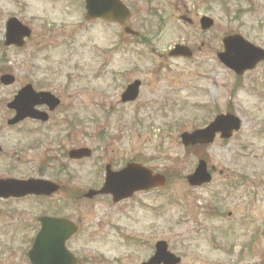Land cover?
I'll use <instances>...</instances> for the list:
<instances>
[{
	"label": "rangeland",
	"instance_id": "rangeland-1",
	"mask_svg": "<svg viewBox=\"0 0 264 264\" xmlns=\"http://www.w3.org/2000/svg\"><path fill=\"white\" fill-rule=\"evenodd\" d=\"M124 1L139 39L118 24L86 20L83 0H0V76H16L11 86L0 82V127L27 83L62 100L48 123L26 119L17 127L27 135L0 129V145L11 152L22 139V177L63 187L48 198L0 199V264H29L43 214L79 225L67 242L79 264H140L160 239L180 264H264V63L234 89L236 76L217 58L227 34L264 46V0ZM186 13L194 27L180 18ZM202 14L215 20L208 32L200 29ZM10 16L33 29L24 47L3 44ZM176 43L190 45L193 59L170 57ZM135 79L139 97L123 103ZM227 112L243 122L230 140L182 145L181 133ZM82 146L93 156L71 160L67 152ZM201 157L217 169L196 187L187 176ZM133 158L168 176L166 186L118 204L84 197L102 185L107 163L119 169ZM6 167L3 155L0 175Z\"/></svg>",
	"mask_w": 264,
	"mask_h": 264
},
{
	"label": "water",
	"instance_id": "water-1",
	"mask_svg": "<svg viewBox=\"0 0 264 264\" xmlns=\"http://www.w3.org/2000/svg\"><path fill=\"white\" fill-rule=\"evenodd\" d=\"M86 2L88 17H103L123 22L130 14L121 0H86ZM202 22L205 29L211 27L213 23L208 17H204ZM6 30L5 44H13L18 47H22L25 44V38L30 37L32 33V30L16 17L8 19ZM127 31L130 30L127 29ZM224 45L225 51L220 53L219 57L225 65L238 74H242L245 70L253 68L259 61L264 60V49L251 44L242 36H227L224 38ZM172 54L190 55L183 46H178ZM1 81L4 84H12L15 77L6 74L1 77ZM138 86L139 82L129 86L124 94V99H135ZM42 104H47L51 110H54L60 104V99L50 92H36L32 85H27L8 104L10 108L17 111L16 117L9 122L14 123L26 117L48 120V114L36 108L37 105ZM240 127L241 121L238 117L232 114L219 115L206 128L184 133L182 142L186 146L196 143H211L214 141L217 132H221L222 137L229 138ZM70 154L74 158L89 157L91 150L88 148L75 149ZM188 179L193 185L209 182L211 174L208 171L206 161L201 160L195 172L189 175ZM165 182L166 179L163 175H153L150 169L139 163H130L118 172H113L108 166L103 188L90 190L87 196L93 197L97 194L112 193L115 201H118L132 195L136 190L150 189L154 186L164 185ZM58 188V185L47 180H0V197L7 198L27 194L50 195ZM39 220L42 227L28 254L31 264H76V257L66 247V241L77 231L76 225L65 218L44 216L40 217ZM180 261V257L168 250L166 241H159L156 244L154 256L142 264H178Z\"/></svg>",
	"mask_w": 264,
	"mask_h": 264
},
{
	"label": "flooded vegetation",
	"instance_id": "flooded-vegetation-1",
	"mask_svg": "<svg viewBox=\"0 0 264 264\" xmlns=\"http://www.w3.org/2000/svg\"><path fill=\"white\" fill-rule=\"evenodd\" d=\"M189 25L191 27H194L196 25V20L194 19H190V21L188 22ZM204 45V44H203ZM199 47V50L202 49V46ZM23 123H18V124H15L13 126L9 125L7 123V126H9L10 128H7L9 129L7 132H4L2 134L6 135L8 133H11V131H16V135H20V134H27V132L23 131V132H20L19 133V128H17V126L19 125H22ZM15 129V130H13ZM23 151V146H22V141L20 142V144H18L16 147H15V150L14 151H11V152H7L6 149L4 147L1 146V149H0V157H2L3 155H6V161H7V167L6 169H3L4 170V173L5 175H0V178L1 177H16V178H23L22 177V172H23V163H22V159H21V156L19 154H21ZM13 174H16V175H19V177L17 176H14Z\"/></svg>",
	"mask_w": 264,
	"mask_h": 264
}]
</instances>
